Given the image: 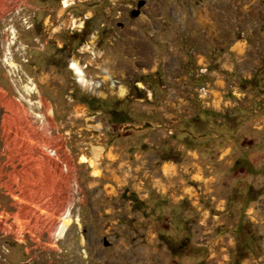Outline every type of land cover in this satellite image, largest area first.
Returning <instances> with one entry per match:
<instances>
[{
	"label": "rangeland",
	"instance_id": "1",
	"mask_svg": "<svg viewBox=\"0 0 264 264\" xmlns=\"http://www.w3.org/2000/svg\"><path fill=\"white\" fill-rule=\"evenodd\" d=\"M65 1L0 0V264H98L94 246L119 241L147 264H264V198L183 199V184L198 187L193 165L175 166L195 156L178 143L193 140L177 134V112L163 115L189 92L237 107L217 115V130L264 113V0ZM47 146L61 148L58 160ZM94 146L99 176L81 160ZM70 206L79 223L57 237Z\"/></svg>",
	"mask_w": 264,
	"mask_h": 264
},
{
	"label": "crops",
	"instance_id": "2",
	"mask_svg": "<svg viewBox=\"0 0 264 264\" xmlns=\"http://www.w3.org/2000/svg\"><path fill=\"white\" fill-rule=\"evenodd\" d=\"M201 18L202 15L199 16L200 23H202ZM237 47L242 50L244 48V43L237 44ZM189 71L190 69H187L185 74H189ZM139 85L143 86L142 83H139ZM192 87L194 90L196 89V87ZM150 92L152 93L151 90ZM201 92L205 94V96L213 95L212 90H208L206 93L204 91ZM185 94L189 96L181 97V99L184 100L182 104H177L178 110L172 109L168 114L163 113L165 117L171 118L173 112H177L176 116H178V119L175 121V125H177V134L180 132V138L182 140H187V138H192L193 140L192 144L189 146H185V144L180 142L178 143L183 146L184 151L187 150L188 153L194 154L195 156L192 158L189 157V161L192 160L191 164L187 161L185 164H182V162L176 163L175 166L188 168L190 165H193L191 179L197 183L196 186L198 187V191L195 190L197 191L196 194V192H193L195 189L194 186L179 185L184 187L181 189V193L183 191V199L187 198L191 200L195 208L197 206L195 203L198 202L199 204L203 200L209 203L225 200L226 206L229 202L238 204L239 206L240 204H245V202L255 203L263 199L264 149H262L261 143L264 141V125H262L264 124V113L259 109H254L255 115H253V113L252 115H248L247 118L251 117L247 119V122L241 124L235 123L230 128L225 126L223 129L219 128L217 130L213 127L214 123L223 124L224 121L220 117L218 118L217 115L221 114L226 117L228 113L231 114L234 112L237 107L235 109V106L230 108L233 111L228 112L231 111L229 106H214L213 102L206 101L203 98H197L195 93L189 92ZM249 103L250 102H247L248 105ZM159 107H164V105ZM260 107H264V102ZM233 117H237V114ZM181 121L184 123H192L194 125V127H192L193 130L189 128V126L181 128ZM151 123H153V121H151ZM245 125L251 126L256 132H251L247 136L242 135L241 131L244 129ZM234 126H236L235 130L233 129ZM175 166L173 163L165 162L162 166V172L165 174L167 172L169 173L173 171ZM156 197V200L160 199V201H164L165 199L164 196L161 195H157ZM146 203L148 202L146 201ZM199 207L200 205L197 206V208ZM163 209H165V211H163ZM208 210L210 209L204 208V210L199 211L204 213L211 211ZM232 210L235 212L234 209ZM157 211L160 216L168 212L165 206H159ZM94 248L93 250L99 252L100 258L97 260L98 264L148 263L147 261H141L140 258H137L135 254V244H126L119 241V243L112 245V247L104 246L101 248L100 246H96V248ZM74 251L75 250L71 249V254L77 255ZM110 251H113L114 255H112V257L109 256L111 254H108L111 253ZM105 253L108 255H105ZM84 256L89 257V254L87 253ZM84 256H81L82 259H84Z\"/></svg>",
	"mask_w": 264,
	"mask_h": 264
},
{
	"label": "bare ground",
	"instance_id": "3",
	"mask_svg": "<svg viewBox=\"0 0 264 264\" xmlns=\"http://www.w3.org/2000/svg\"><path fill=\"white\" fill-rule=\"evenodd\" d=\"M69 2V0H66L65 1V3H66V5H67V3ZM73 25L74 26H80L81 24H82V22H83V20H82V22H80L78 19H73ZM80 24V25H79ZM12 38H15V39H17L18 38V36H17V31L14 29L13 31H12ZM91 49V48H90ZM5 61H8V59H4ZM11 64H13L14 66L16 65L14 62H11ZM72 68L75 70V74H76V76L78 77V79H80V81H84V80H86L85 78V74H84V69H83V67H82V65H81V63L80 62H78V61H73V63H72ZM110 76V75H109ZM89 81V80H88ZM116 81V80H115ZM92 82V81H91ZM94 83H96V82H94ZM97 85V84H96ZM113 85H115V83H113ZM112 85V86H113ZM125 92V89H124V86H122L121 87V93H124ZM43 147V146H42ZM41 148V147H40ZM103 150H104V148L103 147H101V146H94L93 147V154H92V157L91 158H89V157H87L86 155H83V157H82V161L83 162H89L91 165H92V167H94L95 168V174L97 175V176H99L100 175V172H101V170L98 168L99 167V165H100V162H99V160H100V158H101V156H102V153H103ZM61 163V165L63 166L62 168L64 169V163H62V162H60ZM71 206L70 207H68L66 210H65V212H64V214L62 215V221H61V218H60V221H59V223H58V225H57V227H56V234H57V237H61V238H64L65 239V237L67 236V231H68V229H69V227L75 222V221H77L78 223H79V218L78 219H75V217H74V215L72 214V211H71ZM76 222V223H77ZM58 240V239H57Z\"/></svg>",
	"mask_w": 264,
	"mask_h": 264
},
{
	"label": "built area",
	"instance_id": "4",
	"mask_svg": "<svg viewBox=\"0 0 264 264\" xmlns=\"http://www.w3.org/2000/svg\"><path fill=\"white\" fill-rule=\"evenodd\" d=\"M113 83H115V81H113ZM41 105V104H40ZM38 117L41 119V122L44 123L46 120H47V116L46 114H38ZM44 154L47 155V156H50L52 158H55L56 160H58L61 156L60 152H61V148L58 147V146H47V147H44L43 149ZM60 162L63 163L62 160H60ZM68 169V165H67V162L64 163V170H67Z\"/></svg>",
	"mask_w": 264,
	"mask_h": 264
},
{
	"label": "trees",
	"instance_id": "5",
	"mask_svg": "<svg viewBox=\"0 0 264 264\" xmlns=\"http://www.w3.org/2000/svg\"><path fill=\"white\" fill-rule=\"evenodd\" d=\"M82 100L88 105L93 102V100H88L87 98H82Z\"/></svg>",
	"mask_w": 264,
	"mask_h": 264
},
{
	"label": "water",
	"instance_id": "6",
	"mask_svg": "<svg viewBox=\"0 0 264 264\" xmlns=\"http://www.w3.org/2000/svg\"><path fill=\"white\" fill-rule=\"evenodd\" d=\"M133 15H138L139 14V11L138 10H135L132 12Z\"/></svg>",
	"mask_w": 264,
	"mask_h": 264
}]
</instances>
